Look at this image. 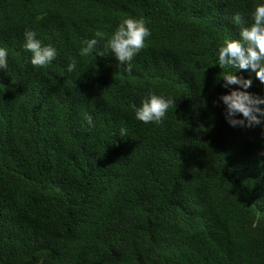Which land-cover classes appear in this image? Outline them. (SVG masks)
Segmentation results:
<instances>
[{
  "label": "trees",
  "instance_id": "obj_1",
  "mask_svg": "<svg viewBox=\"0 0 264 264\" xmlns=\"http://www.w3.org/2000/svg\"><path fill=\"white\" fill-rule=\"evenodd\" d=\"M258 3L0 0V264H264V117L227 122L220 96L240 86L217 64ZM129 17L151 32L131 72L79 54ZM26 29L56 49L47 67ZM149 91L176 101L160 124L135 118Z\"/></svg>",
  "mask_w": 264,
  "mask_h": 264
},
{
  "label": "clouds",
  "instance_id": "obj_2",
  "mask_svg": "<svg viewBox=\"0 0 264 264\" xmlns=\"http://www.w3.org/2000/svg\"><path fill=\"white\" fill-rule=\"evenodd\" d=\"M252 23L245 24L240 13L234 14L232 21L239 29V39H225L218 49V62L220 69H234L225 71L221 76L223 87L230 88L239 85L220 96V100L226 106L225 118L233 126L251 128L261 124L264 117V97L247 91L252 86L251 78H244L236 74L238 70L251 71L255 77L264 84V3L254 6L251 13ZM151 35L146 21L143 18H125L118 25L111 36L106 38L102 31H96L93 38L83 42L80 48L81 56H89L94 50L96 56H114L118 66H124V71L131 72L134 57L146 47L145 39ZM37 34L31 29L24 32L25 50L31 53V64L37 68L47 67L56 57L57 51L51 45H42L36 38ZM7 50L0 47V68L7 69ZM76 61L72 60L67 65V71L73 72ZM176 107V101L172 97L156 95L149 91L143 98L141 106L132 105L135 118L145 124L163 122L167 111ZM89 126H94L91 116L86 118ZM126 134V129L121 128L119 136ZM256 225L254 224L253 227Z\"/></svg>",
  "mask_w": 264,
  "mask_h": 264
}]
</instances>
